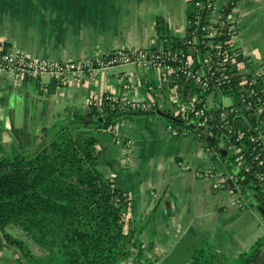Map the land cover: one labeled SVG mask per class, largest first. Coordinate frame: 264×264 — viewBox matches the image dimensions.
Masks as SVG:
<instances>
[{
	"label": "trees",
	"instance_id": "1",
	"mask_svg": "<svg viewBox=\"0 0 264 264\" xmlns=\"http://www.w3.org/2000/svg\"><path fill=\"white\" fill-rule=\"evenodd\" d=\"M186 3L183 35L171 33L165 20L157 16L153 43L136 49L162 52L164 59L174 51L189 53L193 64H203L205 69L213 71L219 84L216 88L212 85L210 89H201L181 73L172 83L141 82L139 85L148 92L142 102L156 101L158 111L152 107L149 115L164 119L165 125L170 124L178 131L187 129L188 134L200 140L205 152L214 153L221 162V167L214 172L234 181L239 195L243 196L245 188H253L264 197V180L259 175L261 164L256 156L259 148L255 142L246 136L239 140L231 137L232 149H224V154L220 149L225 141L226 126L233 129L234 135L249 125L257 126L264 133L261 104L264 65L249 61V56L234 44L237 24L230 20L234 0L216 8L218 15L214 22L211 9L196 7L193 0ZM230 22L234 23V28L228 30ZM217 41L225 49L222 55L214 54ZM227 47H233L235 54ZM0 48L10 50L9 42L0 40ZM128 49H112L101 58ZM178 66L175 61L176 71ZM50 79L47 94L67 80ZM249 81L261 99H253L250 106L245 107L241 105V98ZM173 85L179 101L199 100L196 107L206 104L210 98L216 101L229 97L226 116L221 117L216 112L205 133L195 131L192 123L180 118L181 105L170 97ZM87 101L85 109L72 108L57 115L48 126L41 127L40 137L44 141L33 151L22 150L17 143L5 146L0 142V244L3 241L13 248L18 264H152L157 259L143 257L138 234L144 225L131 213L128 194L118 186L115 174L102 169L113 166L102 149L105 144L118 140L113 131L115 124L126 115H137L127 111L143 110L139 106L141 102L131 100L125 104L120 95L112 96L107 92ZM230 106L236 107L239 113L229 111ZM210 111L213 112L212 108ZM237 160L248 167L247 171L242 167L238 175L233 171ZM8 225L16 226L22 237L7 231ZM34 248L40 252H35ZM263 248L264 232L236 253L217 248L205 232H188L173 243L162 264H264V254L260 255Z\"/></svg>",
	"mask_w": 264,
	"mask_h": 264
},
{
	"label": "crops",
	"instance_id": "2",
	"mask_svg": "<svg viewBox=\"0 0 264 264\" xmlns=\"http://www.w3.org/2000/svg\"><path fill=\"white\" fill-rule=\"evenodd\" d=\"M212 1L219 8L228 0ZM234 2V44L264 65V0ZM186 6V0H0V40L8 41L10 50L37 59L101 57L112 49L151 45L157 16L165 20L171 33L183 35ZM217 15V11L212 13V21ZM124 75L130 83V99L142 102L148 92L138 83H158L161 72L133 64L109 66L70 74L47 94L51 83L48 75L19 83L11 71L0 70V142L5 146L17 143L22 150L33 151L44 141L41 127L72 108L85 109L90 97L103 92L118 96ZM17 87L23 93L20 119L15 114L20 100ZM165 123L149 114L126 115L113 129L118 140L104 146L113 166H103V171L115 174L118 186L128 194L131 213L143 220L138 238L144 252L149 256L166 252L186 233L199 231L229 253L247 248L253 241L244 244L242 236L236 237L233 207L242 210L251 204L264 210V197L245 188L243 196L237 195L242 201L238 207L231 204L234 194L212 190L211 177L196 172L220 168L219 158L203 151L195 135L165 131ZM120 150L125 154L119 159ZM156 158H165L168 165H159L163 159ZM240 179L247 182L243 176ZM163 257L157 256L154 264L163 262ZM0 264H18L15 251L3 241Z\"/></svg>",
	"mask_w": 264,
	"mask_h": 264
},
{
	"label": "built area",
	"instance_id": "3",
	"mask_svg": "<svg viewBox=\"0 0 264 264\" xmlns=\"http://www.w3.org/2000/svg\"><path fill=\"white\" fill-rule=\"evenodd\" d=\"M194 5L200 9H211L212 13L216 11V6L213 1L209 0H193ZM230 20L233 21V14L230 17ZM216 21V20H214ZM213 21V22H214ZM234 22V21H233ZM230 22L228 30L234 28V23ZM213 32V31H212ZM211 32V33H212ZM234 37V36H233ZM215 55H222L225 49L220 41H217L215 45ZM228 48V47H227ZM229 49V48H228ZM231 54H235V49L231 47L229 49ZM183 58L181 61L177 58ZM177 61L179 63L178 71L173 67V63ZM249 61H254L249 57ZM122 64H133L143 68H153L161 72L159 78V83L164 80L166 83L173 82L177 78V75L180 73L189 81H191L195 86L200 87L201 89H210L213 85V88H216L219 84V81L214 76V72L205 69L203 64L194 65L193 56L191 54H184L180 51H174L170 53L166 59L163 58L162 52L157 51H146L142 49L129 48L127 51L113 53L107 58L95 57L88 59H75V60H60V59H37L30 57L22 52L12 51V50H2L0 48V70H9L13 73L16 80L20 83L25 79L36 80L41 75H48L50 78H55L61 81H65L70 74L73 73H84L85 71L92 72L100 69H104L109 66L122 65ZM123 90L120 92V99L125 104L131 102L127 90L129 89L130 83L127 76H123L121 79ZM139 84V83H138ZM245 92L241 98V105L249 107L253 99L259 100L260 97L257 95V92L250 85L251 82L245 83ZM150 88V86H149ZM170 97L176 103L181 105L180 108V118L183 121H187L193 124L195 131L199 133H205L207 124L210 119H215L216 112L219 113V116H226V103H223L222 99L213 100L210 98L207 100L206 104L196 107L195 103L197 101H179L178 95L176 92L175 85L170 87ZM261 91L264 92V87L261 88ZM221 102H220V101ZM88 103L91 100L87 101ZM261 104L264 107V96L262 97ZM143 110L147 109H158L157 103L155 102H141L139 105ZM153 107V108H152ZM213 110L211 112L210 110ZM229 111L236 113L238 109L234 106L228 108ZM248 133H245V131ZM165 131L173 135H186L188 130L184 129L178 131L177 128L172 127L170 124L165 125ZM180 132V133H179ZM225 141L220 145V149L231 150L232 143L231 137L234 140H239V138L246 136L255 142V145L259 148V151L256 153V156L259 158L261 168L259 170L260 179L264 180V133L257 128V126H247L244 129H239L237 133L233 134V129L230 126H226V131L223 135ZM202 150L206 151L202 146ZM236 173L244 168V171L248 170L247 166L242 165L241 160H237L235 166ZM215 168L207 169L206 171H198L196 175L211 177L212 183L211 188L214 191L225 189L229 194H234L236 197L231 200V204H235L238 207H242V201L237 197L238 189L234 184V181H230V178L225 179L221 177L220 174L214 172ZM243 176V175H239ZM227 184V185H226ZM129 204V201H127Z\"/></svg>",
	"mask_w": 264,
	"mask_h": 264
},
{
	"label": "rangeland",
	"instance_id": "4",
	"mask_svg": "<svg viewBox=\"0 0 264 264\" xmlns=\"http://www.w3.org/2000/svg\"><path fill=\"white\" fill-rule=\"evenodd\" d=\"M120 68H122V67H116V69H120ZM230 100L231 99L229 97H223V99H222L223 103H228ZM119 122H120V120L115 124V126H114L115 129H117L119 127L118 126ZM121 151L122 150H120V153H119L120 156H118L119 159L122 157L124 158L125 153H123ZM160 159H163V160L158 161V163H161L159 165H162V163L166 165L168 163L165 158H158V159L156 158V160H160ZM250 190L252 192L256 193L255 189L250 188ZM233 197H236V195H234ZM129 206H130V201H129ZM233 209L236 211V215L234 218V222L237 226L236 227V234H238V235H236V237L238 239L243 237L244 238V244H247V241L249 239H251L253 241L256 236H258L259 234H262L264 232V215L262 214V212L260 211V208L258 206L247 204L245 209L242 208V210H240V209H237L235 207H233ZM230 218L232 219L231 215H230ZM137 219H138L139 223H143L142 218L138 217ZM6 230L9 231L10 233H12L13 235L22 237L20 230L14 225H8L6 227ZM171 248H172V246L169 249H167L166 252L151 253L150 257L151 256L157 257V256H160L161 254H163L164 255L163 260H164L165 256L169 253ZM144 249L145 248L143 247V251H145ZM34 250H35V252H40L36 248H34ZM262 254H264V251H262V253L260 255H262ZM260 255L256 256V258H255L256 263H257V260L259 259ZM147 256H149V255L146 252H144L143 257H147ZM154 263L155 262H153L152 264H154ZM157 263L162 264L163 262H157ZM146 264H149V263H146Z\"/></svg>",
	"mask_w": 264,
	"mask_h": 264
},
{
	"label": "water",
	"instance_id": "5",
	"mask_svg": "<svg viewBox=\"0 0 264 264\" xmlns=\"http://www.w3.org/2000/svg\"><path fill=\"white\" fill-rule=\"evenodd\" d=\"M16 91L19 95L20 100L18 101V103L15 107V114H16V118L20 119L22 112H23V93L21 92V89L19 87H17ZM156 111H158V110L156 109ZM152 112H153V110H151V109L127 111V113H129V114H150ZM102 151L104 152V148L102 149ZM221 152L223 154L225 153L224 150H222ZM259 208H260V211L262 212V214L264 215V210L261 207H259ZM263 251H264V249H263Z\"/></svg>",
	"mask_w": 264,
	"mask_h": 264
}]
</instances>
